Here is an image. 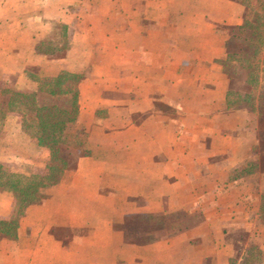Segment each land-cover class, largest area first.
Segmentation results:
<instances>
[{"label":"crops","instance_id":"obj_1","mask_svg":"<svg viewBox=\"0 0 264 264\" xmlns=\"http://www.w3.org/2000/svg\"><path fill=\"white\" fill-rule=\"evenodd\" d=\"M246 10L242 0H0V103L4 88L32 84L27 70L80 74L70 128L89 150L70 149L75 169L26 207L14 238L0 232V264H239L252 249L264 264L261 174L237 172L256 161V143L243 110L226 107L218 30ZM47 160L6 112L0 220L14 209L2 182L25 184ZM146 212L199 220L177 232L133 226L128 240L114 227Z\"/></svg>","mask_w":264,"mask_h":264},{"label":"trees","instance_id":"obj_2","mask_svg":"<svg viewBox=\"0 0 264 264\" xmlns=\"http://www.w3.org/2000/svg\"><path fill=\"white\" fill-rule=\"evenodd\" d=\"M242 2L248 10V16L242 23L218 26V30L225 33V59L222 67L228 79L226 107L233 110L244 107L256 113L257 129L264 135V2L258 0L256 8L250 3L251 0ZM47 54L52 56L55 53ZM27 74L32 84H15L10 89L2 90L7 99L5 106L0 103V136L6 112H15L21 118L24 132L48 149V160L45 171L30 175L25 184L17 179H5L2 182V188L10 191L14 197L12 215L9 219L0 220V232L8 238L15 237L19 218L26 207L39 203L46 197L45 188L58 183L66 172L75 169L70 149L78 150L81 156L89 154L86 148L87 133L83 129L70 128L78 115V84L82 76L67 71L55 76H42L31 71ZM258 86L255 102L250 89ZM255 150L258 156L256 161L246 163L237 172L240 175L254 171L261 174V217L264 220V147ZM2 170L0 162V172ZM142 217L138 214L126 215L114 227L121 229L128 240L131 225L141 224L138 219ZM130 219H133L132 222L125 224ZM241 251L242 248L237 247L238 257ZM236 260L230 259V264H235ZM239 264L263 263L259 252L252 249L248 256L241 257Z\"/></svg>","mask_w":264,"mask_h":264},{"label":"rangeland","instance_id":"obj_3","mask_svg":"<svg viewBox=\"0 0 264 264\" xmlns=\"http://www.w3.org/2000/svg\"><path fill=\"white\" fill-rule=\"evenodd\" d=\"M261 0H259L260 2ZM252 4V6L254 8L257 7V3L258 0H251L250 2ZM248 16V10H246L245 13V17ZM244 17V18H245ZM228 26V25H226ZM66 46V43H62L61 44V50L58 51L57 55H61L63 53V49ZM31 71V72H35L33 70H27ZM37 73V72H35ZM240 84V82L238 83ZM242 88V87H240ZM243 91V90H240ZM258 91H259V86L258 87H252L250 89V95L253 96L255 102L257 101V96H258ZM243 113H245L246 115H242V117H244V120L246 121V124L248 126L246 130V135L249 136L250 139L254 140L256 143V148L259 149L261 147H264V135L261 134V132L257 129L256 126V113L248 111L246 109H244V107L242 108ZM21 119V118H20ZM71 157H72V153H71ZM257 154H256V158H257ZM73 159V157H72ZM140 215H143V217L141 219H138V221H140L141 224L138 225H131L130 229L133 226H151V225H160V226H168L170 227V229H172L173 231H181L184 230L185 227V223H194L196 221L199 220L198 218V214H194L190 217H185L184 214H182L181 212H159V213H152V212H146V213H140ZM133 219H130V221L125 222L126 223H130L132 222ZM184 220L186 222H184ZM144 222V223H142ZM130 232V230H129ZM240 232H238L237 234L232 233L231 236L236 237L239 236ZM243 234L241 233L240 236H242Z\"/></svg>","mask_w":264,"mask_h":264}]
</instances>
